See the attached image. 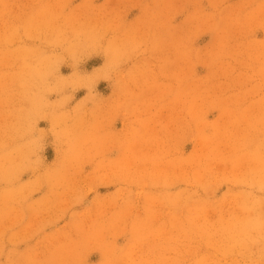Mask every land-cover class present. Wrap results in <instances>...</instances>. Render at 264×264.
<instances>
[{
	"label": "rangeland",
	"instance_id": "374dc122",
	"mask_svg": "<svg viewBox=\"0 0 264 264\" xmlns=\"http://www.w3.org/2000/svg\"><path fill=\"white\" fill-rule=\"evenodd\" d=\"M0 264H264V0H0Z\"/></svg>",
	"mask_w": 264,
	"mask_h": 264
}]
</instances>
